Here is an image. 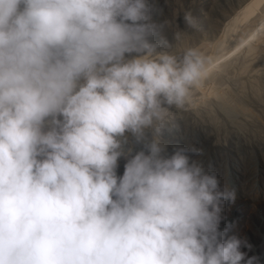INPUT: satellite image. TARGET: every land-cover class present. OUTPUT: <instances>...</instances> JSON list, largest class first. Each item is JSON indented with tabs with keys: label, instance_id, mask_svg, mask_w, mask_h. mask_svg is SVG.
Instances as JSON below:
<instances>
[{
	"label": "clouds",
	"instance_id": "9594fccd",
	"mask_svg": "<svg viewBox=\"0 0 264 264\" xmlns=\"http://www.w3.org/2000/svg\"><path fill=\"white\" fill-rule=\"evenodd\" d=\"M154 10L0 0V264H259L224 239L235 191L191 159L203 149L162 143L164 105L182 108L205 65L165 51ZM126 132L146 151L125 150Z\"/></svg>",
	"mask_w": 264,
	"mask_h": 264
},
{
	"label": "rangeland",
	"instance_id": "374dc122",
	"mask_svg": "<svg viewBox=\"0 0 264 264\" xmlns=\"http://www.w3.org/2000/svg\"><path fill=\"white\" fill-rule=\"evenodd\" d=\"M247 1L147 3L155 5L153 20L166 22L164 35L171 47L165 51L182 56L194 49L205 65L202 79L190 89L182 108L164 105L170 111L162 143L168 155L176 147L203 149L202 156L190 152L191 159L200 162L205 171L214 172L221 189L235 191V200L226 201L221 213L220 229L227 228L224 239L247 240L251 250L242 245L241 251L264 264V1L244 22L233 23L234 17L241 18V6ZM187 12L197 22L194 29L184 20ZM176 33L179 39L174 38ZM146 134L151 137V130ZM125 137L124 148H131L132 155L145 150L130 132ZM128 158L118 159V177Z\"/></svg>",
	"mask_w": 264,
	"mask_h": 264
},
{
	"label": "bare ground",
	"instance_id": "6f19581e",
	"mask_svg": "<svg viewBox=\"0 0 264 264\" xmlns=\"http://www.w3.org/2000/svg\"><path fill=\"white\" fill-rule=\"evenodd\" d=\"M264 0H248L245 2L240 9V15L241 18L234 17L232 19L233 23H236L237 21H243L246 20L248 17H250L252 14H254L255 10L259 8L258 6L263 2ZM258 12V9H257ZM244 22V21H243ZM232 23V24H233ZM242 23V22H241ZM227 38V37H226ZM225 40V39H224ZM225 42V41H224ZM223 42V44H224ZM232 121V120H231ZM234 121V120H233Z\"/></svg>",
	"mask_w": 264,
	"mask_h": 264
}]
</instances>
